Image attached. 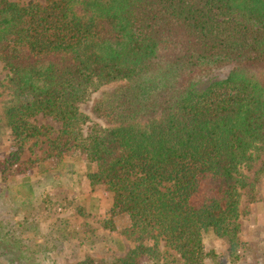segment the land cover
<instances>
[{
	"label": "trees",
	"instance_id": "trees-1",
	"mask_svg": "<svg viewBox=\"0 0 264 264\" xmlns=\"http://www.w3.org/2000/svg\"><path fill=\"white\" fill-rule=\"evenodd\" d=\"M44 3L0 0V137L13 145L0 200L25 149L46 145L66 175L84 163L125 219L121 256L75 264H217L209 236L237 264L264 178V0ZM10 228L0 220V264H56L44 250L65 235L33 250Z\"/></svg>",
	"mask_w": 264,
	"mask_h": 264
},
{
	"label": "rangeland",
	"instance_id": "rangeland-1",
	"mask_svg": "<svg viewBox=\"0 0 264 264\" xmlns=\"http://www.w3.org/2000/svg\"><path fill=\"white\" fill-rule=\"evenodd\" d=\"M23 1L45 4V0ZM3 76L0 64V80ZM81 110L89 115L90 103L82 105ZM35 122L50 125L55 130L59 128L51 118L41 115L35 118ZM8 138V132L0 137V160L12 149L13 145ZM45 149L46 145L42 144L31 150L26 148L21 157L25 163L23 170L18 169L13 173L16 165L11 168L10 173L13 176L6 184L12 192L0 200V220L16 231L15 235L25 244H33L35 241L33 250H37L49 238L52 240V235L59 234L60 239L65 235V239L60 240H63L60 246H49L44 250L47 258L56 264H75L86 257L107 259L121 256L126 245L121 234L125 219L111 213V201L104 187L96 186L91 190L81 176L90 170L84 163L78 164L73 176L66 175L69 170L57 167L55 161L47 159ZM27 178L32 179L25 184ZM22 183L25 188L21 186ZM255 190L256 201L245 203L246 215L240 224V237L244 247L241 250V260L237 264H264V178L258 182ZM58 219L67 220V224H61ZM109 221H113V227L105 228V223ZM53 225L59 228L50 232ZM72 233L76 239L83 237V246H77V240ZM203 243L207 251L216 255L215 263L230 264L225 255L226 245L223 240L209 236L205 237Z\"/></svg>",
	"mask_w": 264,
	"mask_h": 264
}]
</instances>
